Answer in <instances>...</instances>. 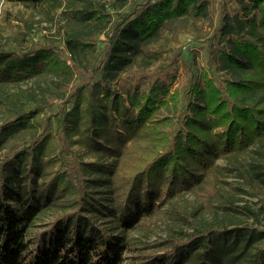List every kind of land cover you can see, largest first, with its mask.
I'll use <instances>...</instances> for the list:
<instances>
[{"label": "trees", "instance_id": "1", "mask_svg": "<svg viewBox=\"0 0 264 264\" xmlns=\"http://www.w3.org/2000/svg\"><path fill=\"white\" fill-rule=\"evenodd\" d=\"M17 1L67 20L61 43L0 41V264H264V0H220L217 24L213 0ZM192 17L208 53L172 90L156 45ZM156 216L176 221L145 252L129 232Z\"/></svg>", "mask_w": 264, "mask_h": 264}, {"label": "rangeland", "instance_id": "2", "mask_svg": "<svg viewBox=\"0 0 264 264\" xmlns=\"http://www.w3.org/2000/svg\"><path fill=\"white\" fill-rule=\"evenodd\" d=\"M111 2L113 0H102ZM220 0H213L211 11L214 14L216 24L219 22L221 15ZM229 5L232 10H237L239 5L235 0L229 1ZM127 8V7H126ZM121 9V10H125ZM114 10V11H113ZM114 17L117 12L112 9ZM67 20V14L64 11V7H58L51 13H47L41 6L27 4L19 2L17 0H0V41L6 43L8 40L19 34L20 30L28 24L31 28L33 36L36 40H45L46 38L55 39L58 43L63 41V24ZM23 30V29H22ZM213 30V26H210L207 22L202 21L199 18H191L186 28L181 26H175L174 29H167L164 37L157 43L165 51L164 58L155 64L154 67H164L168 70H177L178 78L175 81L172 90L175 87L183 91L187 85V65L186 62L194 60L196 65L200 66L205 63V57L208 53L207 40L210 32ZM173 55H177V61L171 63ZM133 76L128 74L124 75L125 79H131ZM34 80H30L23 84H32ZM43 81V79H42ZM184 99L179 103L181 106ZM1 113V112H0ZM173 114L167 107H161L157 112L158 116H165ZM2 119H0V122ZM77 146V145H76ZM79 147V146H77ZM81 151L83 147H79ZM244 159L249 158V153L243 156ZM219 163L222 166L227 165L225 159H220ZM225 180L227 185L236 186L237 176L234 171L227 170ZM246 198L250 202L257 200V197L245 194ZM194 201L193 194L190 192L176 198L174 206L180 210L183 207L187 211L192 210V204ZM167 209L172 208L171 205L166 206ZM178 213V212H177ZM54 216L53 211L47 210L37 220L36 225L32 229L35 232L39 225L48 224ZM176 220L171 217L168 220L163 219L162 216H156L152 220L139 225L138 228L129 232V236L133 241V244L141 247L148 252L149 247L157 241L164 239L169 232V228L174 225ZM202 220L196 217L186 220L182 226L185 230H193L197 224H201ZM129 255H132L130 253Z\"/></svg>", "mask_w": 264, "mask_h": 264}]
</instances>
